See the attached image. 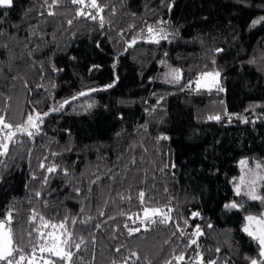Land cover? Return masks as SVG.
<instances>
[{"label":"trees","instance_id":"obj_1","mask_svg":"<svg viewBox=\"0 0 264 264\" xmlns=\"http://www.w3.org/2000/svg\"><path fill=\"white\" fill-rule=\"evenodd\" d=\"M96 3L103 12L91 0L0 7V115L14 128L43 116L38 132L17 133L0 156V220L11 211L22 250L14 255L69 264L39 251L48 233L66 229L70 264L262 260L243 229L246 216L264 214V203L245 195L253 187L264 197L254 176H264V22L252 24L264 0ZM148 26L168 38L149 42ZM172 69L178 81L169 82ZM206 72L220 73L219 88L195 90ZM145 208L161 210L150 217L156 223H140Z\"/></svg>","mask_w":264,"mask_h":264},{"label":"snow or ice","instance_id":"obj_2","mask_svg":"<svg viewBox=\"0 0 264 264\" xmlns=\"http://www.w3.org/2000/svg\"><path fill=\"white\" fill-rule=\"evenodd\" d=\"M59 0H52L51 4H48V0H45V3L48 4L49 9L55 7L58 4ZM72 4H83L84 0H71ZM13 6V0H0V7L3 8H11ZM91 7L96 8L98 12H103V8L100 7L97 3L96 0H91ZM55 13L49 10L48 15H54ZM80 15H85L83 10L79 12ZM88 15L91 16L92 19H96L95 15H92L91 13H88ZM264 22V17H261L259 20H254L252 22L253 26ZM71 23V21H69ZM147 31L149 33V42L153 43H159L161 39H167L168 34L165 33L164 29H158L154 30L151 26H148ZM158 33V34H157ZM136 43V40L133 39L132 42L128 45L129 47L133 46ZM171 77V80L169 82L173 81H178L180 76H179V70L178 69H172L171 72L168 74ZM220 76L219 72H206L202 74L201 79L209 77L213 78H218ZM113 84H109L106 87L111 88L113 87ZM98 89H91L90 91H97ZM220 91H223L222 88L219 89ZM89 93H86L84 91H81L78 95L79 96H84ZM78 97H73L72 99H77ZM70 103V101H64L59 107L62 109L65 104ZM91 107V105H89ZM54 111L57 109H53ZM44 115H47L45 113ZM209 119H216L220 120V116H215V117H209ZM39 122V123H38ZM43 122V116L40 113H35V115H29L27 117L26 123L23 125H17L14 126L10 123H7L5 121V118L0 115V156H5L8 153L9 150V142H13V138L16 137L17 133H20L22 135H27L29 138H31L34 133L30 129H36L37 132L39 131V124ZM8 130V131H5ZM158 139H168L166 136H161ZM16 143H19V140L15 141ZM242 165H246L247 161H241ZM41 167H44L42 164ZM256 168L259 169L261 168L260 164L256 165ZM49 173L56 171L55 166L49 167L47 169ZM251 171V169H249ZM254 176H257L258 179L264 180V176H258V174L254 173ZM241 184L244 183L243 178H241ZM252 184L255 183V180L251 181ZM236 194L240 195V187H236ZM78 191V190H77ZM39 195V193H37ZM245 195L248 196L252 200H261L262 203H264V197L259 196L255 189L253 187H248V189L245 192ZM141 202H143V197L144 193L141 192L139 194ZM228 208H237L238 205L236 203H232L229 205H226ZM161 214V210L159 209H154V210H149L148 208L144 209V218L140 219V223L144 224L146 220H150V217L153 215ZM193 215H198V213H194ZM6 220H0V262H5V264H22V261L25 260V256L23 254H20L18 257L14 255L15 253H21L22 250L19 248L18 245H15L13 243V238H12V230L10 227V222L12 220V213L9 211L6 214ZM163 220L161 221L162 223H166L169 219V216L167 213H163ZM33 220H35V214L32 217ZM131 219V217H129ZM247 224L245 225L243 231H245L250 237H252L254 240L258 242V245L260 247V252H259V257H264V214H261L260 217L248 215L245 217ZM41 223L44 227H47L48 221H45L44 218L41 216L40 217ZM74 222V221H73ZM151 223H156L154 219L150 220ZM187 223V222H185ZM6 224L9 225L6 227ZM255 225V227H253ZM57 225L53 224L52 228L55 229ZM127 227V225H125ZM59 228L65 229L64 223H61L59 225ZM140 228H129V235L133 234L134 232H139ZM196 232L199 233L200 229L197 227ZM30 235V234H29ZM64 236V239L61 240L60 236L56 235L55 233H48L49 239H51V243L45 242L44 244L40 245L39 251L41 253L48 252L53 256H56L59 258L61 261H67L71 262L73 252L71 251L72 245L69 244V241L72 239L71 233L65 231L62 233ZM45 234L43 232H39V239H43ZM195 240H192V243H195ZM75 248L79 250L80 244L76 243ZM119 251V249H117ZM217 251H219L217 249ZM36 249H33L32 255L35 256ZM132 256H136V253L133 252L131 254ZM176 259L182 260L183 257H177ZM45 264H56V261H52L51 259L46 260ZM170 264V262H169ZM210 264H214V262H210ZM250 264H264V259L262 260H257V259H250Z\"/></svg>","mask_w":264,"mask_h":264},{"label":"rangeland","instance_id":"obj_3","mask_svg":"<svg viewBox=\"0 0 264 264\" xmlns=\"http://www.w3.org/2000/svg\"><path fill=\"white\" fill-rule=\"evenodd\" d=\"M201 77L199 79H197L193 85L195 90H198V91H200V90H215V89L219 88L220 76L218 78H215V80L213 78H209V77L201 79ZM30 130H33V129H30ZM246 224H247V221H246ZM6 227H7V224H6ZM253 227H255V225H253ZM59 236H60L61 240H63L62 233ZM263 259H264V257H263ZM35 263H44V262H34V264Z\"/></svg>","mask_w":264,"mask_h":264},{"label":"built area","instance_id":"obj_4","mask_svg":"<svg viewBox=\"0 0 264 264\" xmlns=\"http://www.w3.org/2000/svg\"><path fill=\"white\" fill-rule=\"evenodd\" d=\"M22 264H25V263L22 262ZM32 264H34V263H32ZM35 264H45V263H35Z\"/></svg>","mask_w":264,"mask_h":264}]
</instances>
